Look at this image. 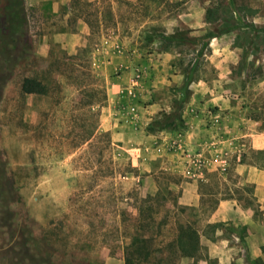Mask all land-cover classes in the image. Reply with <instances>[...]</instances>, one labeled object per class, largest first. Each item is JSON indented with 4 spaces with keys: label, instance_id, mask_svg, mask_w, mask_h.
<instances>
[{
    "label": "rangeland",
    "instance_id": "rangeland-1",
    "mask_svg": "<svg viewBox=\"0 0 264 264\" xmlns=\"http://www.w3.org/2000/svg\"><path fill=\"white\" fill-rule=\"evenodd\" d=\"M22 2L26 37L4 28L0 0V78H8L0 92V264H124L144 201L153 207L152 264H262L250 247L264 237V148L241 133L236 151L216 157L180 144L192 120L208 127L214 113L228 118L203 107L211 95L196 98L195 86L238 102L236 113L258 117L264 133V32L253 23L264 0ZM216 3L240 26L223 33L239 49L223 76L211 40L202 57L192 52L219 29L220 21H205ZM178 32L191 42L181 54L147 39ZM179 58L199 60L186 98L176 91ZM24 77L46 84L47 94H23ZM154 100L160 110L148 118ZM160 112L179 113L184 126L148 132ZM177 236L196 243L195 257L180 255Z\"/></svg>",
    "mask_w": 264,
    "mask_h": 264
},
{
    "label": "trees",
    "instance_id": "trees-1",
    "mask_svg": "<svg viewBox=\"0 0 264 264\" xmlns=\"http://www.w3.org/2000/svg\"><path fill=\"white\" fill-rule=\"evenodd\" d=\"M215 7H209L205 11V21L214 24L220 21L219 29L215 30L212 28L207 31L203 36L204 42L199 48H193L192 52H196V57L203 56V49L209 50V41L226 32L233 29L239 28V24L234 22L231 23V14L226 6L221 3H216ZM5 12L2 21L4 22V28L12 35H21L26 37L28 35L27 21L25 15V8L23 6L22 0H6ZM221 12V14L219 13ZM229 13V15L227 14ZM264 32V28L261 29ZM155 38L160 39L159 51L161 52H173L175 54H181L183 51V46L186 43H191L190 39L185 36L184 33L178 32L177 34H171L169 36H154L147 37V39L152 40ZM189 50V48H187ZM186 50V51H187ZM188 53V52H186ZM193 61L192 58L188 61L183 60V58L178 59V66L180 73L182 75L180 86L177 88L182 97L186 98L190 94V85L199 79L196 74L199 60ZM8 78H0V92H2ZM20 90L23 94H40L44 95L48 92V86L34 77H24L20 84ZM258 119V117H253ZM184 126V120L179 113H158L157 118L153 119L148 123L146 130L148 132H153L155 130L169 129L175 130L178 127ZM153 207L144 201L138 210V220L137 228L132 235L129 236L128 241L123 246V261L124 264H152L154 256V238L153 236L147 234L150 222L148 219L152 216ZM173 246H176L180 255L182 256H192L195 257L197 252L196 243L191 244L186 241L182 236H177L175 238ZM171 252V250H170ZM169 255H166L167 259Z\"/></svg>",
    "mask_w": 264,
    "mask_h": 264
},
{
    "label": "crops",
    "instance_id": "crops-1",
    "mask_svg": "<svg viewBox=\"0 0 264 264\" xmlns=\"http://www.w3.org/2000/svg\"><path fill=\"white\" fill-rule=\"evenodd\" d=\"M34 1L37 2L40 0ZM28 4L33 5L34 3L30 2ZM5 5H3V9ZM53 6H55V4H53ZM257 12L258 13L256 17L253 18V23L254 25H256V27L264 28V9ZM226 37V35L220 34L212 38L210 42V46L212 47L213 52H220L218 54V57H213L216 68L219 69L220 74L218 75L220 76H223V74L230 72L228 63H236L238 60L237 58L235 59V56L236 51H239V49L231 47V42H228L226 40ZM223 41L226 45H223L224 47L221 49ZM255 48H258L256 40H254V49ZM259 61L264 67V52H262V55H260ZM208 92L211 96L208 97L206 101H204L205 103L203 104V107L207 105L216 108L218 111L228 110L227 120L224 123L221 120H217L216 117L219 116L218 114L215 115V113L211 116L213 118L211 119L208 127L206 125L202 126L200 122L192 120L188 131L182 138L180 146L185 147L188 151H192V153L199 149L202 155L208 150L212 153L211 157H216L220 152L223 151V149H225L226 152L227 149H230L229 151H236V148L239 144V139L237 137L239 136V133H241L242 137H247L253 149L264 148V133L260 132V123L256 119H246L245 117L237 114L236 112L238 108V102L231 103V101L224 98V96L220 94V92L216 91L214 93L210 88L204 89V86L192 87V94L199 99L201 98V95L203 93ZM159 110L160 102L158 100H154V102L146 106V109L143 113L148 115L149 118ZM143 113H139L140 118L144 117ZM238 119H240V121H238L237 123ZM188 121L189 120H186L187 123ZM238 125H241L242 128H240V126ZM133 158L134 157L132 155V161ZM260 227H262L264 231V225L261 224ZM249 235H251L250 230ZM250 248L252 251H254V257H260V259L262 260V264H264V237L261 239L259 244L252 243Z\"/></svg>",
    "mask_w": 264,
    "mask_h": 264
}]
</instances>
